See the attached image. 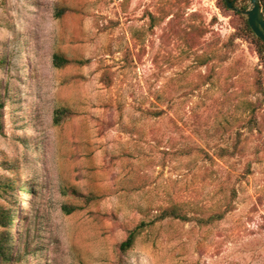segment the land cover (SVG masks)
<instances>
[{
	"label": "rangeland",
	"instance_id": "rangeland-1",
	"mask_svg": "<svg viewBox=\"0 0 264 264\" xmlns=\"http://www.w3.org/2000/svg\"><path fill=\"white\" fill-rule=\"evenodd\" d=\"M241 22L221 0H0V264H264ZM173 206L194 218L159 219Z\"/></svg>",
	"mask_w": 264,
	"mask_h": 264
},
{
	"label": "trees",
	"instance_id": "trees-1",
	"mask_svg": "<svg viewBox=\"0 0 264 264\" xmlns=\"http://www.w3.org/2000/svg\"><path fill=\"white\" fill-rule=\"evenodd\" d=\"M223 3V7L225 9H227L228 11H233L236 15L240 16L242 19V22L239 24V26L237 27V32L233 35L232 38L236 39L238 38V36H242V37H249L253 40L254 44H256V48H257V52L259 54V57L261 59V61L264 63V41L258 37L256 35V33L253 31V29L251 28L249 21H248V17L240 12L234 11L232 10L228 4H227V0H221ZM262 1V7L264 10V0ZM237 0H234V5L236 4ZM60 60H62V57L59 54L55 55V63L57 66H60L61 63L59 62ZM65 63H71L73 61L69 60V59H64ZM258 76H257V80H256V86L258 88V92L262 95V98L259 97L255 102L251 101L250 102V122H254L258 124V120H257V112L259 109L263 108L264 105V82H263V76H262V69H258ZM254 102V103H253ZM1 106V104H0ZM67 114V111H64L62 109L57 110L56 111V116H55V122L57 124H59L62 120H63V116H65ZM69 117V115H68ZM84 197V194L82 195ZM77 207L74 205L68 206L65 205L64 206V210L67 213H71L74 210H76ZM231 209H225L224 211L220 212V213H216L211 215L210 217H195L197 219L198 222L202 223V224H208L214 220H220L222 219L225 214L227 212H229ZM1 214V212H0ZM6 222L11 225L12 227L15 226V223L12 221V219L10 218V215H5L3 214ZM166 217H173V218H180L183 220H191L193 219L191 216H189L187 213H183L179 210V207L177 206H173V207H169L167 209H165L159 216V219H164ZM142 226L138 225L136 226L134 229H132L128 235V237L120 242V244L118 245L119 250L124 253L127 250H129L130 248L133 247V245L135 244L136 238L137 236L142 232ZM11 245H12V239L11 236L9 234V231H7L6 235L3 236L2 238H0V254L2 256V259L5 262H11L14 260V255L11 249Z\"/></svg>",
	"mask_w": 264,
	"mask_h": 264
},
{
	"label": "water",
	"instance_id": "water-1",
	"mask_svg": "<svg viewBox=\"0 0 264 264\" xmlns=\"http://www.w3.org/2000/svg\"><path fill=\"white\" fill-rule=\"evenodd\" d=\"M227 4L232 10L247 15L251 28L264 41V10L262 1L250 0L249 8L235 6L234 0H227Z\"/></svg>",
	"mask_w": 264,
	"mask_h": 264
}]
</instances>
